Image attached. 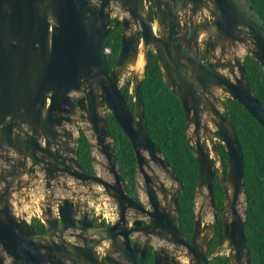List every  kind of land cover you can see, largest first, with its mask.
Masks as SVG:
<instances>
[{"label":"water","instance_id":"obj_1","mask_svg":"<svg viewBox=\"0 0 264 264\" xmlns=\"http://www.w3.org/2000/svg\"><path fill=\"white\" fill-rule=\"evenodd\" d=\"M114 7L125 16L110 70ZM242 49L264 68V20L251 0H0V264H146L151 237L163 243L154 264H181L182 255L188 264H211L221 254L207 255L219 226L215 163L224 190L227 255L233 264H252L244 151L217 95L240 103L264 128V102L251 87ZM150 52L184 106L199 166L196 196L204 195L214 210L206 223L203 205L197 212L195 206L190 238L180 226L183 182L149 134L141 73ZM141 54L142 70L135 68ZM129 73L133 108L120 84ZM108 112L131 140L138 172L148 180L147 203L127 194ZM80 129L92 131V148L105 157L113 180L81 166ZM218 142L226 151V172ZM145 168L155 174L158 189ZM96 187L116 203L113 225L98 215L94 224L89 193L98 196ZM28 205L38 207L43 233L34 229Z\"/></svg>","mask_w":264,"mask_h":264},{"label":"trees","instance_id":"obj_2","mask_svg":"<svg viewBox=\"0 0 264 264\" xmlns=\"http://www.w3.org/2000/svg\"><path fill=\"white\" fill-rule=\"evenodd\" d=\"M253 7L264 20V0H251ZM113 29L107 38L108 67L116 64L122 40V22L112 20ZM244 66L249 82L258 99L264 102V68L249 54L245 56ZM131 79L126 80L122 92L131 108L134 94L131 92ZM142 90L150 137L163 151L177 178L184 185L179 203L181 208L182 232L191 236L195 223V196L199 176L198 161L188 143L184 106L178 96L163 80L157 57L150 52L146 65ZM224 114L233 123L244 151L245 182L248 192L246 212V238L251 263L264 264V128L240 103L226 97L222 101ZM109 126L115 140L116 156L121 173L126 181V191L137 194V159L131 140L117 120L108 112ZM78 159L88 174H94L92 143L84 130L79 131ZM226 161V151L221 146ZM136 199V197H134ZM215 202L219 216V226L212 237L207 255L221 250L225 244L222 225L224 211V191L220 181L215 187ZM34 229L43 233L45 225L40 217L32 218ZM148 264H153V261ZM211 264H233L227 254L221 253L211 260Z\"/></svg>","mask_w":264,"mask_h":264},{"label":"flooded vegetation","instance_id":"obj_3","mask_svg":"<svg viewBox=\"0 0 264 264\" xmlns=\"http://www.w3.org/2000/svg\"><path fill=\"white\" fill-rule=\"evenodd\" d=\"M150 6V8H149V10H150V12H151V14H153V8H152V6L151 5H149ZM122 27H123V24H122ZM217 95H218V97L221 99L222 98V94H220V93H217ZM206 117V116H205ZM208 118V117H207ZM187 132V131H186ZM217 132V131H216ZM217 135H218V132H217V134H214V136H216L217 137ZM187 136H188V134H187ZM203 145H207V142H205V139H203ZM218 145H219V150H220V153H221V158H222V161H223V165H224V167H225V172L227 171L226 169H227V160L225 161L224 160V153H223V150H222V148H221V143L220 142H218ZM213 156V155H212ZM199 167V166H198ZM146 169V171L149 173V175L151 176V181H150V185H152L153 187H155V188H157L160 184L157 182V178L155 177V174L149 169V168H145ZM154 170L157 172V174H159V175H161L162 176V174L164 175V177L166 176V173L165 172H163V171H160L156 166H154ZM138 176H142V180H141V184H140V182L138 181ZM220 175H219V168H218V163H215V178H214V188L216 187V185H217V181L219 180L220 181V183H221V180H220V177H219ZM222 184V183H221ZM222 188H223V186H222ZM158 189V188H157ZM136 190H137V194H138V196L136 195H134V194H132V193H129V191H127V194L133 199V200H135V201H143V202H146L147 203V201H148V192H149V189H148V180L146 179V176L144 175V172H138V169H137V182H136ZM70 191V190H69ZM224 191V190H223ZM160 194V193H159ZM202 195V194H201ZM161 196V195H160ZM202 196H204V195H202ZM134 197H136V199L134 198ZM205 197V196H204ZM144 198V199H143ZM100 199L101 200H103V201H105L106 199L103 197V195H101V197H100ZM208 200V199H207ZM108 201V200H107ZM204 203H205V205L207 204L206 203V201L204 200ZM92 206H94V204H91V207ZM148 206H149V204H148ZM204 205H203V213H204ZM205 211H208V209L206 208L205 209ZM216 211H217V208H216ZM223 213H224V211H223ZM223 213H222V217H223ZM217 214H218V211H217ZM94 224H97V215L96 214H94ZM218 220H219V216H218ZM206 223H208V222H210V221H205ZM104 223H105V225H111V222L110 221H108L106 218H104ZM189 237V236H188ZM191 237V236H190ZM189 237V238H190ZM136 238V237H135ZM134 238V239H135ZM153 238L151 237V242H150V247H149V249H148V252H147V256H146V264H148L149 262H151V261H153V264H154V252H155V249L157 248L156 246H158L159 245V243L161 242V241H153L152 240ZM141 241H143V242H146V240L144 239H141ZM157 242V243H156ZM180 251H182V249L180 250ZM179 251V252H180Z\"/></svg>","mask_w":264,"mask_h":264},{"label":"rangeland","instance_id":"obj_4","mask_svg":"<svg viewBox=\"0 0 264 264\" xmlns=\"http://www.w3.org/2000/svg\"><path fill=\"white\" fill-rule=\"evenodd\" d=\"M114 17H124L125 16V14L121 11V9L120 10H118V11H116L115 12V14L113 15ZM120 18V19H121ZM240 55H242L243 57H244V55H246V51H245V49H242L240 52ZM141 76H144L143 75V73H141ZM132 78V74L131 73H129V74H127V75H125L122 79H121V82H120V84H121V86H123V84L126 82V80H128V79H131ZM132 82V81H131ZM132 89H133V86H131V92H132ZM226 97V96H225ZM224 97V98H225ZM222 107V110L224 111V108H223V106H221ZM86 133V135L88 136V137H90V142L91 143H95V138L93 137V135H92V131L91 130H89V131H86L85 132ZM78 134H79V132H78ZM92 151H93V155H95L96 157H97V160H96V162H95V168H96V170H97V172L99 173V175H101V176H103V177H105V178H108L109 180L111 179V180H113L112 179V176L110 175V173H108L107 172V170H106V168H105V166H103V163H106V159H105V157L103 156V155H101L100 153H99V151H98V149L97 148H92ZM106 174V175H105ZM162 177H164V175L162 174ZM69 180V182L70 183H72V182H74L72 179H68ZM141 180H142V176H138V181L140 182V184H141ZM77 182V181H76ZM69 183V184H70ZM165 183L167 184V185H170L171 183H172V181H170L169 179H167V180H165ZM79 185V183L77 182L75 185ZM75 185H72V186H75ZM80 186V185H79ZM81 187V186H80ZM73 188V187H72ZM95 189H97V191H95V192H100L99 190H100V188L99 187H96ZM95 189H93V190H95ZM77 191H79V192H86L85 191V189H83V188H78L77 189ZM204 192H206L205 191V189H204ZM41 192H39V193H36V195H38V194H40ZM68 193V192H67ZM66 193V194H67ZM89 195L91 196L90 197V199L92 200L93 198H94V193H93V191L92 192H90L89 193ZM144 199V198H143ZM204 200L206 201V205H205V203H204ZM99 202H103V200H101V199H99ZM195 202H196V212L201 208V205H204L205 207H204V221H212L213 220V208L211 207V206H209V200H207L204 196H202V195H200V194H198V196H196L195 197ZM108 203V202H107ZM111 203V205H109L110 207L111 206H113L114 205V203H112V202H110ZM27 208V207H26ZM208 209V211H205V209ZM30 210V208H27V211H29ZM36 215L37 214H41L40 213V211H37V213H35ZM40 216V215H39ZM219 251H221V253H225V254H228V249H227V245L226 244H224V246H223V248L221 249V250H219Z\"/></svg>","mask_w":264,"mask_h":264},{"label":"built area","instance_id":"obj_5","mask_svg":"<svg viewBox=\"0 0 264 264\" xmlns=\"http://www.w3.org/2000/svg\"><path fill=\"white\" fill-rule=\"evenodd\" d=\"M101 195H103V197L106 199L105 201L99 202L100 198H98V197L93 199V201H92V204H94L95 214L100 216V217L106 218L108 221L112 222V221H114L115 217L117 216V213L115 211V207H114V205L111 207L109 206V205H111V203H110L111 201L109 200V197H107L104 193H102Z\"/></svg>","mask_w":264,"mask_h":264},{"label":"clouds","instance_id":"obj_6","mask_svg":"<svg viewBox=\"0 0 264 264\" xmlns=\"http://www.w3.org/2000/svg\"><path fill=\"white\" fill-rule=\"evenodd\" d=\"M148 4H149V2H148ZM149 5H150V4H149ZM114 8H115V12L118 11V10H120L119 7H114ZM115 12H113V15L115 14ZM206 14H207L208 16H210L208 13H206ZM115 18L118 19V20H120V21L122 22V18H123V17L121 18V17H117V16L114 17V16H113V17H112V20L115 19ZM120 18H121V19H120ZM200 19H201V21H202V18H201V17H200ZM156 29H157V28H156ZM108 52H109V49L107 48V53H108ZM246 55H247V53H246ZM246 55H244V60H245V56H246ZM225 96H226L225 94H222V98L220 99V100H221V106H223V105H222V101L227 97V96H226V97H225ZM224 97H225V98H224ZM229 98H230V97H229ZM221 108H222V107H221ZM223 112H224V111H223ZM222 147H223V146H222ZM224 150H225V149H224ZM226 160H227V159H226ZM218 164H220V163H218ZM170 165H171V164H170ZM218 166H219V165H218ZM171 167H172V166H171ZM173 172H174V171H173ZM178 179H179V178H178ZM179 180H180V179H179ZM197 184H198V182H197ZM125 186H126V181H125ZM99 188H100V190H99L100 192H98V196H94L93 199H95V198H97V197L100 198L102 193L105 194L104 189H103L102 187H99ZM95 190L97 191V189H95ZM70 192H72V191H69V193H70ZM196 192H197V190H196ZM69 193H68V194H69ZM105 195H106V194H105ZM106 196H107V195H106ZM107 197H108V196H107ZM195 197H196V196H195ZM93 199H92L91 201H93ZM83 200H84V198H83ZM109 200H110L112 203H114L115 211H116V213H118V212H117V209H116V203H115L110 197H109ZM195 206H196V202H195ZM38 211H39V210H38ZM39 215H40V216H39ZM35 216L40 217L41 221L43 222V220H42V215H41V214H37V215L34 214V215L30 218V220L32 221V218L35 217ZM117 217H118V214H117V216L115 217L114 221L111 222V225L114 224V222L117 220ZM100 218H101L102 221L104 222V218H103V217H100ZM104 224H105V223H104ZM160 243L163 244L162 242H160ZM178 253H179V252H178ZM178 253H177V254H178ZM179 260H180L181 264H188V262H189V261H188V258H187L186 256H184V255H182V256L179 258Z\"/></svg>","mask_w":264,"mask_h":264},{"label":"crops","instance_id":"obj_7","mask_svg":"<svg viewBox=\"0 0 264 264\" xmlns=\"http://www.w3.org/2000/svg\"><path fill=\"white\" fill-rule=\"evenodd\" d=\"M60 191V190H59ZM63 192V191H60ZM65 193V191H64ZM37 203V202H36ZM27 208H30V210L28 211L29 217L31 218L35 213H37V211L39 210L38 207H33L31 205H28Z\"/></svg>","mask_w":264,"mask_h":264},{"label":"bare ground","instance_id":"obj_8","mask_svg":"<svg viewBox=\"0 0 264 264\" xmlns=\"http://www.w3.org/2000/svg\"><path fill=\"white\" fill-rule=\"evenodd\" d=\"M144 65V61H143V55L141 54L140 57H139V61H138V64H137V67H135L136 69H141ZM142 70V69H141ZM106 175V174H105Z\"/></svg>","mask_w":264,"mask_h":264}]
</instances>
